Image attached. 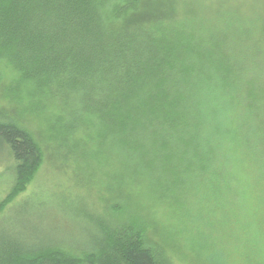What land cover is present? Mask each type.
Returning <instances> with one entry per match:
<instances>
[{"label":"trees","instance_id":"1","mask_svg":"<svg viewBox=\"0 0 264 264\" xmlns=\"http://www.w3.org/2000/svg\"><path fill=\"white\" fill-rule=\"evenodd\" d=\"M5 1L0 66L15 78L12 88L29 91V104L38 98L40 109L57 110L54 136L66 154L85 158L76 146L107 141L140 195L103 201L106 214L90 221L95 237L88 253L4 241L0 264H175L148 240L149 222L158 226L150 208L165 207L187 221L205 217L203 191L216 176L226 179L227 139L252 106L249 86L261 67L198 56L186 32L168 26L169 15L153 1L118 0L110 9L111 0ZM15 98L14 119L34 111ZM14 119L0 120V153L12 175L0 215L44 159L41 144Z\"/></svg>","mask_w":264,"mask_h":264},{"label":"rangeland","instance_id":"2","mask_svg":"<svg viewBox=\"0 0 264 264\" xmlns=\"http://www.w3.org/2000/svg\"><path fill=\"white\" fill-rule=\"evenodd\" d=\"M148 1L169 15L164 18L168 26L186 32L198 56L255 66L254 70L261 67L260 76L249 86L254 90L248 99L252 106L241 122H235L237 129L227 139L226 179L220 183L216 176L214 187L203 191L205 217L187 221L181 213L148 205L158 225L154 228L149 222L148 240L162 247L175 264H264V0ZM120 3L111 0L108 9ZM14 79L0 66V120L17 118L14 99L21 97L27 110L34 111L25 110L14 121L41 144L44 159L26 191L0 215V243L49 246L73 256L88 253L95 237L90 221L106 214L103 201L125 202L140 192L137 185H128L120 159L111 154L107 141L96 138L76 146L75 152L85 158L59 149L54 136L57 110L40 109L38 98L29 104V91L14 90ZM8 166L0 153V199L12 184ZM112 220L120 223L116 217ZM170 234L173 237L161 238Z\"/></svg>","mask_w":264,"mask_h":264}]
</instances>
